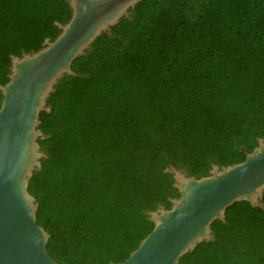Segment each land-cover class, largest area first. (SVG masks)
<instances>
[{
	"label": "trees",
	"instance_id": "16d2710c",
	"mask_svg": "<svg viewBox=\"0 0 264 264\" xmlns=\"http://www.w3.org/2000/svg\"><path fill=\"white\" fill-rule=\"evenodd\" d=\"M145 5L73 61L40 114L47 156L29 190L61 264L124 261L153 230L149 212L180 194L170 164L207 175L264 138V0H158L146 25ZM71 15L67 0H0V86L12 55ZM211 227L179 264H264V194Z\"/></svg>",
	"mask_w": 264,
	"mask_h": 264
},
{
	"label": "water",
	"instance_id": "95a60500",
	"mask_svg": "<svg viewBox=\"0 0 264 264\" xmlns=\"http://www.w3.org/2000/svg\"><path fill=\"white\" fill-rule=\"evenodd\" d=\"M70 19L60 33L37 50L12 55L9 80L0 86V264H61L47 250L49 232L37 222L38 201L29 190L34 172L47 156L40 139L42 111L60 80L75 76L73 61L111 30L140 0H67ZM179 196L171 206L149 212L153 230L121 262L111 264H179L202 241L213 239L212 222L225 219L236 201L262 205L264 138L238 163L212 164L195 176L171 165Z\"/></svg>",
	"mask_w": 264,
	"mask_h": 264
},
{
	"label": "rangeland",
	"instance_id": "374dc122",
	"mask_svg": "<svg viewBox=\"0 0 264 264\" xmlns=\"http://www.w3.org/2000/svg\"><path fill=\"white\" fill-rule=\"evenodd\" d=\"M140 1H141V0H140ZM140 1H139V2H140ZM139 2H138V3H139ZM138 3H137V4H138ZM137 4H136V5H137ZM136 5L130 10L128 16H125L124 18L132 19ZM157 6H158V0H151V1L147 0V5H145V7H146L147 10H149V11H146V10H145V11H142V14L139 16L138 19H139V20H142V21H144V22H146V17H147V15H148L150 12L155 11V8H156ZM124 18H122V19H124ZM122 19H121V20H122ZM146 24H147V22L145 23V25H146ZM132 28H133V29H138L137 24L133 25ZM104 34H107V35H110V36L113 35V27L111 28L110 31H108V32H106V33H104ZM92 45H93V44H92ZM92 45H91V47L86 51V53H88V52L91 50ZM86 53H85V54H86ZM171 165H172V164H170V165L167 167V169L170 168ZM176 167H178V168H183V169H185V170H187V171L189 172V169L186 168L185 166H176ZM189 173H190V172H189Z\"/></svg>",
	"mask_w": 264,
	"mask_h": 264
}]
</instances>
